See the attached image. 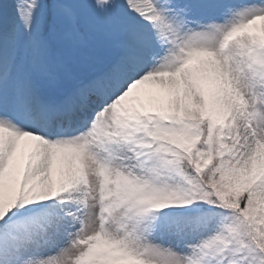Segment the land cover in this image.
<instances>
[{
  "label": "snow or ice",
  "instance_id": "snow-or-ice-1",
  "mask_svg": "<svg viewBox=\"0 0 264 264\" xmlns=\"http://www.w3.org/2000/svg\"><path fill=\"white\" fill-rule=\"evenodd\" d=\"M0 264H264V0H0Z\"/></svg>",
  "mask_w": 264,
  "mask_h": 264
}]
</instances>
